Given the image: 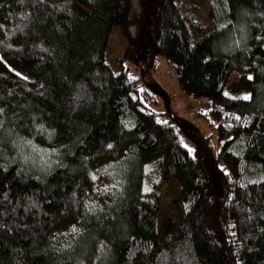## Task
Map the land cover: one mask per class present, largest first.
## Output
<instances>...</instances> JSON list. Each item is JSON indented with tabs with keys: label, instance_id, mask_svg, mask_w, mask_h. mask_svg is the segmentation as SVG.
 <instances>
[{
	"label": "trees",
	"instance_id": "trees-1",
	"mask_svg": "<svg viewBox=\"0 0 264 264\" xmlns=\"http://www.w3.org/2000/svg\"><path fill=\"white\" fill-rule=\"evenodd\" d=\"M208 2L195 41L178 0H0V264H264V0ZM160 57L209 133L157 110Z\"/></svg>",
	"mask_w": 264,
	"mask_h": 264
},
{
	"label": "rangeland",
	"instance_id": "rangeland-1",
	"mask_svg": "<svg viewBox=\"0 0 264 264\" xmlns=\"http://www.w3.org/2000/svg\"><path fill=\"white\" fill-rule=\"evenodd\" d=\"M46 2L54 3L56 0H44ZM178 4L182 9L191 34L195 41H199L202 36L198 34V29H204L207 33L214 30V24L210 12V6L208 0H178ZM127 39L120 30L115 27L113 29L109 45L107 48L106 59L112 66L114 71H118L117 61L123 58L126 48ZM127 67L130 68L134 76L143 75V71L136 66L134 62H129ZM144 78L151 90L156 93L158 99L157 110L169 111L179 116L181 122L189 124L188 121L200 125L205 129L206 133H209V128L200 119H196V110L200 108L199 102L194 100L193 97L183 93L178 83L176 74L172 65L164 57L157 59V65L154 70L145 68ZM239 73L234 72L228 86V94L235 95L240 98H250V93L241 88L238 84ZM205 125V126H204ZM149 173L147 182L150 183L154 178ZM101 184V183H100ZM103 185H99L98 188L103 189ZM107 189L104 187V190ZM99 190V191H100ZM180 199V188L177 182H165L162 183V195L160 200L159 210V222L160 229H163L165 225L172 219L176 218L177 212L175 203ZM76 226L70 225L67 228L61 229L57 233V242L60 249H65L69 242L75 236ZM106 261H103L105 263Z\"/></svg>",
	"mask_w": 264,
	"mask_h": 264
},
{
	"label": "snow or ice",
	"instance_id": "snow-or-ice-1",
	"mask_svg": "<svg viewBox=\"0 0 264 264\" xmlns=\"http://www.w3.org/2000/svg\"><path fill=\"white\" fill-rule=\"evenodd\" d=\"M248 97H245V99H247ZM0 111H2V110H0Z\"/></svg>",
	"mask_w": 264,
	"mask_h": 264
}]
</instances>
